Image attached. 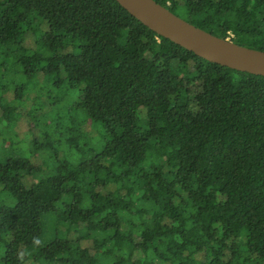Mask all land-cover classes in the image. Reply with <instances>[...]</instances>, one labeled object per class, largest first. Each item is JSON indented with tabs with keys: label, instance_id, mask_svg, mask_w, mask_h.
Listing matches in <instances>:
<instances>
[{
	"label": "trees",
	"instance_id": "trees-1",
	"mask_svg": "<svg viewBox=\"0 0 264 264\" xmlns=\"http://www.w3.org/2000/svg\"><path fill=\"white\" fill-rule=\"evenodd\" d=\"M156 1L264 50V0ZM2 56L15 77L0 81V264H264V75L200 57L117 0H0ZM42 78L77 90L69 109L104 138L90 147L56 97L49 130L84 154L49 172L5 149L15 96Z\"/></svg>",
	"mask_w": 264,
	"mask_h": 264
},
{
	"label": "rangeland",
	"instance_id": "rangeland-1",
	"mask_svg": "<svg viewBox=\"0 0 264 264\" xmlns=\"http://www.w3.org/2000/svg\"><path fill=\"white\" fill-rule=\"evenodd\" d=\"M26 45L28 49H35V45L33 42V38L31 35H26ZM77 49L74 46L69 45L65 47L62 52H70L76 51ZM2 60L0 61V81L4 84L9 83L10 79L12 80V76H14V72L9 70L8 68L13 67V64L8 65L4 56H2ZM2 61H5L6 64H2ZM15 77V76H14ZM40 78V77H38ZM18 81L22 80L21 78H16ZM42 79H34L33 81H25L27 84L26 90H19V93H24L23 97L17 98L15 96V104L19 106V110L17 111L16 116H18L17 122L14 121L7 125V135L9 137V141H5L6 148L10 149L12 152H17L24 157H30L33 162H35L38 166L42 167V171L49 172L52 171L53 163H59L61 160H68L71 162H79L83 159V152L78 149H71L66 143V137H63V133L57 132L54 133L49 130V127L46 122L50 119L49 114L51 115H61V110L51 111L48 107H53L51 104L52 101L56 97H62L63 103L66 105L64 107V114L67 112L72 115L70 117L72 119V125L74 129V133L83 132L87 138H89V142H87L90 147H96L95 149L103 146L104 138L102 137V128L100 125L96 124L93 120H91L85 113L76 110L73 105L69 109L68 106L70 104L76 103V96L79 95L77 90H69L66 83L63 81L59 83L57 86H53V82L51 78ZM16 81L10 86L8 89L11 91H16L17 88L15 84H19ZM40 93L38 96L37 93ZM12 93V92H11ZM10 99H13L14 96L8 95ZM75 96V98H73ZM58 106V105H55ZM37 120L41 121V125H38ZM32 124V125H31ZM32 127V128H30ZM47 134V136L45 135ZM14 140V145L10 147V140ZM35 141L39 143H47L45 147L35 149L34 143ZM2 141L0 140V153L3 149ZM4 149V150H5ZM90 157V156H89ZM85 158V157H84ZM40 174L29 178L24 174L25 183L28 185V182L31 180L39 179ZM8 194L6 192L0 193V202L7 199Z\"/></svg>",
	"mask_w": 264,
	"mask_h": 264
},
{
	"label": "water",
	"instance_id": "water-1",
	"mask_svg": "<svg viewBox=\"0 0 264 264\" xmlns=\"http://www.w3.org/2000/svg\"><path fill=\"white\" fill-rule=\"evenodd\" d=\"M143 24L208 61L264 75V50L220 37L177 15L156 0H117Z\"/></svg>",
	"mask_w": 264,
	"mask_h": 264
}]
</instances>
